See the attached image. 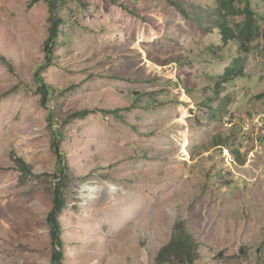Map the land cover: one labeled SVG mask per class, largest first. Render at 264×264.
Segmentation results:
<instances>
[{
	"label": "rangeland",
	"instance_id": "374dc122",
	"mask_svg": "<svg viewBox=\"0 0 264 264\" xmlns=\"http://www.w3.org/2000/svg\"><path fill=\"white\" fill-rule=\"evenodd\" d=\"M226 1L0 0V264H52L58 187L59 264H182L180 225L197 264H264V0Z\"/></svg>",
	"mask_w": 264,
	"mask_h": 264
},
{
	"label": "trees",
	"instance_id": "16d2710c",
	"mask_svg": "<svg viewBox=\"0 0 264 264\" xmlns=\"http://www.w3.org/2000/svg\"><path fill=\"white\" fill-rule=\"evenodd\" d=\"M234 1L233 0H228L225 3H223V6L225 8V10H227L228 12H231L232 14L235 13H239V12H244V14H250L251 13V9L249 7V4H247L244 8V10H237L234 7ZM58 19H55V22L53 23V26L51 28V34L46 42V46H45V50L47 53V58H48V62H50L52 60V55L54 54L53 51V46L54 45H59L62 46V42L58 40L57 38V32H56V27H57V21ZM216 24L220 25V31L222 33V39L224 41V43L228 44L230 40L234 39L236 37L235 34V30L233 28H230L227 24L226 18L223 16H220L218 18H216ZM245 30H241V33L247 34L248 36L251 35L252 33L251 28H248V24H245ZM247 50V48H243L242 50ZM245 61V58L243 57H238L235 59L233 65L228 66L225 70V74L223 75V77H221L223 82L229 81L230 79H233L234 77L236 78H240L243 77V62ZM41 81V79L39 80ZM40 87L44 92V98H43V102L45 105H47L48 103V97L49 95H51L52 93V89L49 85H47L46 83H44L43 81L40 82ZM211 107V106H210ZM219 110L221 111L222 108L220 107ZM86 113V111H85ZM49 124L54 127V131L56 134H58L57 137H59V133L56 132V126L54 124L55 123V114L53 112H50L49 117ZM56 142H58L56 140ZM54 148L56 149V151L59 153V145L56 144V146H54ZM62 160H63V156ZM58 171L60 172V174H63L65 172V167L62 164V161H59L58 164ZM63 196L60 193V189L59 187L56 189V195H55V207L52 210V212L49 215L48 221L52 226L53 229V242L54 244L57 246V248L55 247L54 252L52 254V264H59L61 259H62V253H61V248H62V243L60 240V234H61V229L59 226V222H58V215L59 213H61L62 211V207H63ZM179 229L182 230L181 234L179 236H177L174 241L165 246L163 248V250L161 251L160 255H159V261L161 262H167L169 261V258L171 257L172 259H176V260H181L182 264L186 263V264H197V258H198V245L195 241V239L190 236L187 233L186 228L182 225L179 226ZM171 262V261H170ZM174 262V261H172Z\"/></svg>",
	"mask_w": 264,
	"mask_h": 264
},
{
	"label": "bare ground",
	"instance_id": "6f19581e",
	"mask_svg": "<svg viewBox=\"0 0 264 264\" xmlns=\"http://www.w3.org/2000/svg\"><path fill=\"white\" fill-rule=\"evenodd\" d=\"M94 198H97L95 195H93L92 197H90L89 199H94Z\"/></svg>",
	"mask_w": 264,
	"mask_h": 264
}]
</instances>
